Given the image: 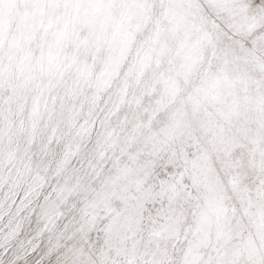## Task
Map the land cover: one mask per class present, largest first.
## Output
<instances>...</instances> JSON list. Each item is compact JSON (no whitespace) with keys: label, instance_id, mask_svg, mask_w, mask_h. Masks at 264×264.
<instances>
[{"label":"rangeland","instance_id":"rangeland-1","mask_svg":"<svg viewBox=\"0 0 264 264\" xmlns=\"http://www.w3.org/2000/svg\"><path fill=\"white\" fill-rule=\"evenodd\" d=\"M44 1L0 0V258L264 264V0Z\"/></svg>","mask_w":264,"mask_h":264},{"label":"bare ground","instance_id":"bare-ground-1","mask_svg":"<svg viewBox=\"0 0 264 264\" xmlns=\"http://www.w3.org/2000/svg\"><path fill=\"white\" fill-rule=\"evenodd\" d=\"M220 1H222V0H220ZM224 1V0H223ZM226 1H228V0H226ZM44 2H46V0L44 1ZM230 2V1H229ZM244 2V1H243ZM248 2V1H247ZM47 3H49L48 1H47ZM47 3H46V5H47ZM54 3V2H53ZM217 3V2H216ZM220 3V2H219ZM226 4H227V2H225ZM224 3V4H225ZM221 4V3H220ZM241 4V3H240ZM245 4V3H244ZM243 4V5H244ZM205 5V4H204ZM228 5H229V3H228ZM233 5V4H232ZM249 5V4H248ZM264 5V4H263ZM55 6V5H54ZM99 6V5H98ZM213 6V5H212ZM216 6H219V5H216ZM227 6V5H226ZM225 6V7H226ZM237 6V5H236ZM240 6V5H239ZM242 6V5H241ZM259 6V5H258ZM44 7V6H43ZM215 7V6H214ZM233 7V6H232ZM247 7V6H246ZM249 7V6H248ZM16 8H17V6H16ZM19 8V7H18ZM211 8V7H210ZM216 8V7H215ZM219 8H221V6H219ZM234 8V7H233ZM232 8V9H233ZM239 8V7H238ZM217 9V8H216ZM235 9V8H234ZM259 9V8H258ZM253 10V9H252ZM53 11V10H52ZM216 11V10H215ZM242 11V10H241ZM263 11V10H262ZM21 13V12H20ZM48 13V12H47ZM61 13V12H60ZM240 14V13H239ZM256 14V13H255ZM259 14V13H258ZM263 14H264V12H263ZM262 15V14H261ZM40 16H41V14H40ZM66 16V15H65ZM64 16V17H65ZM84 16V15H83ZM236 16V15H235ZM239 16V15H238ZM258 16V15H257ZM233 17V16H232ZM245 17V16H244ZM253 17V16H252ZM254 17H255V15H254ZM237 18V17H236ZM247 18V17H246ZM245 18V19H246ZM62 19V18H61ZM248 19V18H247ZM57 20V19H56ZM233 20V19H232ZM234 20H236L235 18H234ZM240 20V19H239ZM40 21V20H39ZM49 21V20H48ZM245 21V20H244ZM253 21H254V19H253ZM56 21H54L53 23L54 24H56L55 23ZM236 22V21H235ZM234 22V23H235ZM243 22V21H242ZM254 22H256V20L254 21ZM45 23V22H44ZM51 23V22H50ZM240 23H241V21H240ZM39 24V23H38ZM53 24V25H54ZM236 24V23H235ZM41 25V24H40ZM48 25H49V23H48ZM59 25V24H58ZM70 25V24H69ZM233 25V24H232ZM52 25L50 24V27H51ZM228 26V25H227ZM234 26V25H233ZM73 27V26H72ZM93 27V26H92ZM230 27H231V25H230ZM237 27H239V26H237ZM59 27H57V29H58ZM240 28V27H239ZM250 28V27H249ZM11 29V28H10ZM40 28H38V30H39ZM50 29V28H49ZM65 29V28H64ZM76 29V28H75ZM256 29V28H255ZM254 29V30H255ZM69 30V29H68ZM84 30V29H83ZM240 30V29H239ZM251 30H252V28H251ZM253 30V31H254ZM58 31V30H57ZM56 31V32H57ZM62 31V30H61ZM94 31V29L92 30V32ZM238 31V30H237ZM241 31H242V28H241ZM55 32V31H54ZM53 32V33H54ZM92 32H91V34L90 35H92ZM3 33V32H2ZM70 33V32H69ZM82 33V32H81ZM87 33H88V31H87ZM264 33V32H263ZM6 34V33H5ZM89 34V33H88ZM242 34V33H241ZM244 34V33H243ZM253 34V33H252ZM56 35V34H55ZM73 35V34H72ZM81 35V34H80ZM90 35H89V37H90ZM250 35V34H249ZM70 36H71V34H70ZM82 37V36H81ZM234 37V36H233ZM259 37V36H258ZM44 38V37H43ZM43 38H41V39H43ZM242 38V37H241ZM244 38V37H243ZM45 39H47V38H45ZM91 39V38H90ZM246 39V38H245ZM58 40V39H57ZM87 40V39H86ZM7 41V40H6ZM238 41V40H237ZM240 41V40H239ZM245 41V40H244ZM251 41V40H250ZM253 41V40H252ZM252 41H251V43H252ZM255 41V40H254ZM45 42V41H44ZM62 42V41H61ZM88 42H89V40H88ZM246 42V41H245ZM257 42V41H256ZM244 43V42H243ZM49 44V43H48ZM63 45V44H62ZM65 45V44H64ZM254 45V44H253ZM57 46V45H56ZM61 46V45H60ZM261 46H262V44H261ZM252 47V46H251ZM259 47V46H258ZM257 47V48H258ZM46 48V47H45ZM259 48H261V50H262V47H259ZM263 48H264V46H263ZM56 49H58L57 47H56ZM56 49H55V47L54 46H52L51 44H49V45H47V49H46V52H47V54H48V56H46V57H49L50 58V56H53L55 53H56ZM70 49V48H69ZM73 51H74V49H72ZM255 50V49H254ZM43 50H41V52H42ZM65 51H67L66 49H65ZM64 51V52H65ZM70 51V50H69ZM61 52V51H60ZM260 52V51H259ZM43 53V52H42ZM66 53V52H65ZM76 54V53H75ZM41 55V54H40ZM62 55H63V53H62ZM61 55V56H62ZM71 55V54H70ZM79 55V54H78ZM83 55V54H82ZM85 55H88V53H86ZM90 55V54H89ZM257 55V54H256ZM33 56V55H32ZM72 56V55H71ZM70 56V57H71ZM76 56V55H75ZM81 56V55H80ZM69 57V56H68ZM59 58V57H58ZM76 58H79V57H76ZM94 58V57H93ZM260 58V57H259ZM264 58V57H263ZM52 59V58H51ZM51 59L49 60L50 61V64L52 65V63H51ZM67 59V58H66ZM71 59H74V58H71ZM88 59V58H87ZM17 60V59H16ZM56 60V59H55ZM62 60V59H61ZM84 60H86V59H84ZM15 61V60H14ZM47 61V60H46ZM54 61V60H53ZM70 61V60H69ZM87 61V60H86ZM83 62V61H82ZM249 62V61H248ZM47 63V62H46ZM73 63V62H72ZM76 63V62H75ZM86 63H89V62H85V64ZM83 64V63H82ZM84 64V65H85ZM47 65H49L48 63H47ZM60 65H62V64H60ZM79 65V64H78ZM76 66V65H75ZM83 66V65H82ZM85 66H87V64L85 65ZM80 67V66H79ZM53 68V67H52ZM73 68V67H72ZM51 69V68H50ZM75 69V68H74ZM83 69V68H82ZM48 70V69H47ZM48 72H49V70H48ZM30 73V72H29ZM45 73V72H44ZM51 73V72H50ZM38 74V73H37ZM36 74V75H37ZM71 74V73H70ZM72 74H73V72H72ZM80 74V73H79ZM30 75H32V74H30ZM47 75V74H46ZM74 75V74H73ZM72 75V77H74ZM79 76V75H78ZM19 77V76H18ZM22 77V76H21ZM21 77L19 78V79H21ZM27 78H28V76H27ZM53 78V77H52ZM55 78V77H54ZM81 78V77H80ZM44 79V78H43ZM62 79V78H61ZM28 80V79H27ZM26 80V81H27ZM59 80V79H58ZM260 80V79H259ZM32 81V80H31ZM52 81V80H51ZM56 81H57V79H56ZM258 81V80H257ZM35 82V81H34ZM46 82V81H45ZM58 82V81H57ZM62 82V81H61ZM27 83V82H26ZM29 83H30V81H29ZM36 83V82H35ZM60 83V82H59ZM71 83H73V82H71ZM76 83V82H75ZM74 84V83H73ZM259 84V83H258ZM41 85V84H40ZM60 85V84H59ZM58 85V86H59ZM64 85V84H63ZM257 85V84H256ZM30 86V85H29ZM28 86V87H29ZM44 86H46L45 84H44ZM48 86V85H47ZM77 86V85H76ZM258 86V85H257ZM260 86V85H259ZM39 87V86H38ZM60 87V86H59ZM68 87V86H67ZM69 87H71V86H69ZM264 87V86H263ZM34 88V87H33ZM33 88H31L32 90H33ZM42 88V87H41ZM22 89V88H21ZM39 89V88H38ZM43 89V88H42ZM67 89H69V88H67ZM73 89V88H72ZM71 89V90H72ZM35 90V89H34ZM33 90V91H34ZM44 90V89H43ZM70 90V89H69ZM11 91V90H10ZM39 91V90H38ZM44 91H46V90H44ZM49 91V90H48ZM31 92V91H30ZM21 93V92H20ZM46 93V92H45ZM70 93H72V91H70ZM74 93V92H73ZM34 94H35V92H34ZM50 94V93H49ZM31 95V94H30ZM41 95V94H40ZM57 95V94H56ZM62 95H63V97H65L66 95H64V93H62ZM78 95V94H77ZM50 96V95H49ZM73 96V95H72ZM75 96V95H74ZM62 97V98H63ZM71 97V96H70ZM50 98V97H49ZM35 99V98H34ZM75 99V98H74ZM40 100V99H39ZM47 100H49V99H47ZM51 100V99H50ZM38 102V101H37ZM37 102H35V103H37ZM74 102V101H73ZM75 102H76V100H75ZM58 104V103H57ZM39 105V104H38ZM38 105H36V106H38ZM43 105V104H42ZM46 105H48V104H46ZM44 108V107H43ZM47 109V108H46ZM56 109V108H55ZM75 110H76V108H74ZM22 110V109H21ZM63 110V109H62ZM19 111V110H18ZM39 109L37 108L35 111H34V113L36 112V113H39ZM60 111V110H59ZM71 111V110H70ZM14 112H16V111H14ZM46 112V111H45ZM29 113V112H28ZM49 113V112H48ZM11 114V113H10ZM19 114V113H18ZM40 114H42V112L40 113ZM47 114V113H46ZM50 114V113H49ZM53 114H54V112H53ZM7 115V114H6ZM9 115V114H8ZM36 115H38V114H36ZM43 115H44V113H43ZM16 116V115H15ZM18 116V115H17ZM27 116V115H26ZM29 116V115H28ZM42 116V115H41ZM39 117V116H38ZM43 117V116H42ZM8 118V117H7ZM25 118V117H24ZM28 119V118H27ZM43 119V118H42ZM50 119V118H49ZM25 120V119H24ZM41 120V119H40ZM16 123V122H15ZM35 123V122H34ZM53 123V122H52ZM13 125V124H12ZM11 125V126H12ZM31 125H33V124H31ZM6 126V125H5ZM16 126V125H15ZM24 127V126H23ZM26 127V126H25ZM1 128V127H0ZM3 128V127H2ZM5 128V127H4ZM7 128H9V127H7ZM7 128H6V131H7ZM18 128V127H17ZM40 128V127H39ZM60 128H61V126H60ZM62 129V128H61ZM2 130H4L5 131V129H2ZM17 131V130H16ZM37 131V130H36ZM36 131H35V133H36ZM46 132H47V130H46ZM11 133V132H10ZM26 133V132H25ZM0 134H3V133H0ZM24 134V133H23ZM4 135V134H3ZM3 135H1L0 136V139L2 138V136ZM10 135V134H9ZM37 135V134H36ZM40 135H41V133H40ZM59 135H60V133H59ZM43 136V135H42ZM46 136H47V134H46ZM40 137V136H39ZM5 138V137H4ZM45 138V137H44ZM48 138V137H47ZM6 139V138H5ZM8 139V138H7ZM41 139V138H40ZM3 140V139H2ZM47 141V140H46ZM3 142V141H2ZM42 142V141H41ZM45 142V141H44ZM0 143H1V141H0ZM4 143H5V141H4ZM3 143V144H4ZM41 145V144H40ZM97 145V144H96ZM43 147V146H42ZM44 147H45V145H44ZM7 150V149H6ZM107 220V219H106ZM100 237H102L103 239H104V237L103 236H100ZM131 237V236H130ZM134 238V237H133ZM135 238H137V237H135ZM139 238V237H138ZM128 239V238H127ZM102 240V239H101ZM92 241V240H91ZM99 241V240H98ZM104 241V240H103ZM106 241V240H105ZM125 241V240H124ZM131 241V240H130ZM133 241H135V240H133ZM101 242V241H100ZM127 242H128V240H127ZM94 243V242H93ZM97 243V242H96ZM141 243V242H140ZM89 244H90V242H89ZM89 244H88V246H89ZM100 244V243H99ZM117 244V243H116ZM91 245V244H90ZM98 245V244H97ZM97 245H94V246H97ZM101 245V244H100ZM135 245H137V244H135ZM143 246V245H142ZM85 247V246H84ZM87 247V246H86ZM85 247V248H86ZM93 247V246H92ZM127 247V246H126ZM97 248V247H96ZM128 248V247H127ZM140 248H141V246H140ZM139 248V249H140ZM147 248V247H146ZM101 249V248H100ZM145 249V248H144ZM120 250V249H119ZM123 250V249H122ZM96 251V250H95ZM118 251V250H117ZM139 251V250H138ZM83 252V251H82ZM84 252H85V250H84ZM105 252V251H104ZM97 253H98V251H97ZM96 253V254H97ZM140 253V252H139ZM142 253V252H141ZM95 254V255H96ZM122 254V253H121ZM125 254V253H124ZM143 254V253H142ZM111 255H113V254H111ZM138 255V254H137ZM155 255V254H154ZM97 256H98V254H97ZM126 256V255H125ZM150 256H152V255H150ZM95 258V257H94ZM125 258V257H124ZM132 259V258H131ZM105 260V259H104ZM110 260V259H109ZM115 260V259H114ZM99 261V260H98ZM97 261V262H98ZM116 261V260H115ZM115 261H114V264H115ZM156 261V260H155ZM263 261V260H262ZM97 262H96V264H97ZM101 262V261H100ZM110 262H112L111 260H110ZM120 262H122V261H120ZM124 262V261H123ZM127 261H125V263H126ZM131 262V261H130ZM129 263V262H128ZM74 264V263H73ZM91 264H94V262H92ZM106 264H107V262H106ZM113 264V263H112ZM144 264V263H143ZM262 264V263H261Z\"/></svg>","mask_w":264,"mask_h":264},{"label":"snow or ice","instance_id":"snow-or-ice-1","mask_svg":"<svg viewBox=\"0 0 264 264\" xmlns=\"http://www.w3.org/2000/svg\"><path fill=\"white\" fill-rule=\"evenodd\" d=\"M260 0H257V3H259ZM48 144H51L52 143V139H49ZM39 188H33L32 190L30 191H27L24 195V198L20 201V205L21 207L17 210V213H21L24 211L25 208H28L31 204V200L29 199L32 195H33V192H36V198L39 199ZM47 200V198H45ZM25 201H28V203L26 204ZM33 211H35V209H33ZM41 212H43V208L41 209ZM30 243V242H28ZM0 248H4L6 249L5 251V255H7V252L10 251V250H7V240H0ZM37 247H29L27 249V251H25L23 253V256L24 257H30V261H29V264H44V261L45 259L47 258L46 255L44 254H36L37 253ZM15 259L16 261H19L21 259L20 256H16L15 258L11 257V256H8L7 259H2L0 258V264H12V260Z\"/></svg>","mask_w":264,"mask_h":264}]
</instances>
